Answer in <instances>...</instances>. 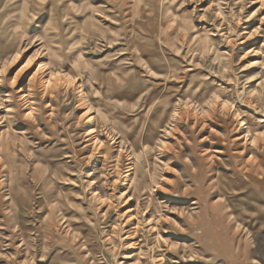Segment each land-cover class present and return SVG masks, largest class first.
<instances>
[{"label":"rangeland","instance_id":"obj_1","mask_svg":"<svg viewBox=\"0 0 264 264\" xmlns=\"http://www.w3.org/2000/svg\"><path fill=\"white\" fill-rule=\"evenodd\" d=\"M5 132L0 264H264V0H0Z\"/></svg>","mask_w":264,"mask_h":264},{"label":"bare ground","instance_id":"obj_2","mask_svg":"<svg viewBox=\"0 0 264 264\" xmlns=\"http://www.w3.org/2000/svg\"><path fill=\"white\" fill-rule=\"evenodd\" d=\"M35 5V4H34ZM42 20V19H41ZM37 21V20H36ZM43 85H44V87H49V80H45L44 82H43ZM9 94V93H8ZM27 95L28 94H26V96L25 95H23V94H21L20 96L22 97V98H26L27 97ZM9 96V95H8ZM8 133V132H7ZM91 134V133H90ZM6 132L5 133H0V144H1V142L2 141H4V138L6 137ZM181 247H184V245H183V242L181 243Z\"/></svg>","mask_w":264,"mask_h":264}]
</instances>
